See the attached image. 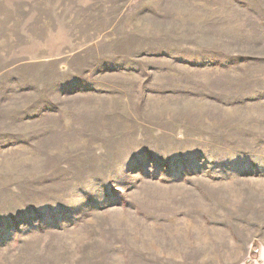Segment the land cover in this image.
<instances>
[{
	"label": "rangeland",
	"instance_id": "obj_1",
	"mask_svg": "<svg viewBox=\"0 0 264 264\" xmlns=\"http://www.w3.org/2000/svg\"><path fill=\"white\" fill-rule=\"evenodd\" d=\"M0 264H264V0H0Z\"/></svg>",
	"mask_w": 264,
	"mask_h": 264
}]
</instances>
